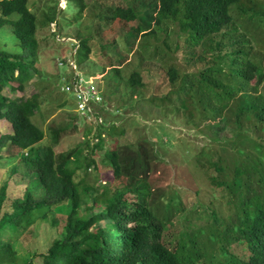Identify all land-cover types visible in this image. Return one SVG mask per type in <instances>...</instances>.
Returning a JSON list of instances; mask_svg holds the SVG:
<instances>
[{
    "label": "trees",
    "instance_id": "obj_1",
    "mask_svg": "<svg viewBox=\"0 0 264 264\" xmlns=\"http://www.w3.org/2000/svg\"><path fill=\"white\" fill-rule=\"evenodd\" d=\"M152 2L154 13L144 16L130 6L108 8L98 23L93 21L97 23L96 29L87 30L78 40L79 57L91 59L89 44L97 42L104 50L98 58L104 62V71L112 70L119 75L105 52L106 29L115 22L121 25L133 22L128 34L146 37L153 35V28L165 21L177 23L185 37L178 46L182 60L192 67L197 64L204 67L197 71L198 85H214L215 96L221 102L217 111L221 115L234 100L236 105L231 113L235 117V136L241 134V143L253 152L246 153L242 146L239 166H230L228 171L226 164V177L218 165L204 168L211 178L210 184L221 188L222 192H217L226 193L228 202L230 195H238V190L232 188L233 181L241 179L238 189L245 196L241 195L242 203L236 208V225L211 231L207 238H200L203 232L197 235L180 231L174 241L166 244L163 237L177 194L171 188L173 173L170 171L169 176L166 173L161 179L148 164L147 152H142L145 161L138 166L135 151L130 158L124 150L105 151L104 160L113 173L110 183L94 188L84 185L82 179L77 181V171L83 169L86 173L94 160L86 158L82 147L56 154L52 145L41 146L46 133L32 120L41 107L39 93L28 98H10L4 94L7 87L22 92L31 81L42 80L44 75L39 66L38 20L29 1L0 0V121L10 128L9 133L0 130V166L3 161L5 166L7 162H15L7 168L8 177L0 185V264H33L37 257L41 259L39 264H264V96L256 93L264 80V61H254L253 41L248 40L246 31L230 15V10L236 8L238 16L251 22L256 19L258 27H263L264 8L255 0H244V4L241 0ZM46 6L42 23L48 27L57 24L60 11L57 1ZM85 9V0H65L64 11L73 12V24L80 23ZM5 27L11 29L10 35L1 40ZM51 35L59 36L56 30ZM257 43L264 49V41ZM110 45L113 47L112 42ZM162 77L159 86L166 88L173 86L177 74L171 67L163 71ZM189 81L193 83L194 79ZM14 83L16 86L12 87ZM126 85L133 89L142 87L140 74L131 73ZM188 87L193 86L185 84L182 92ZM100 104L95 110L103 117ZM64 107L65 102L58 106ZM74 121L76 118L69 126L72 132L76 129ZM109 123L117 125L113 121ZM68 130L52 124L47 137L58 143ZM97 137L99 140L90 150L92 156L103 149L101 134ZM254 175L259 193H254L245 182ZM157 180H163L164 184L153 188L152 183ZM156 187L159 188L154 191ZM214 220L217 222L216 217ZM41 222L55 230V237L40 255L20 257L14 248L17 239ZM233 245L242 253L230 250Z\"/></svg>",
    "mask_w": 264,
    "mask_h": 264
},
{
    "label": "rangeland",
    "instance_id": "obj_2",
    "mask_svg": "<svg viewBox=\"0 0 264 264\" xmlns=\"http://www.w3.org/2000/svg\"><path fill=\"white\" fill-rule=\"evenodd\" d=\"M28 1L38 20L36 37L40 46L39 66L44 79H34L22 92L10 91L7 87L4 94L10 98H28L39 93L41 107L32 120L46 133L41 146L52 145L56 154L82 147L84 155L87 159L91 157L94 165H90L86 173L83 169L78 170L76 180L82 179L84 185L94 188L110 183L113 176L108 162L104 160L105 151L117 150L120 153L124 150L129 158L135 151L138 153L136 159L138 166L143 165L145 161L142 152H147L148 164L161 179H164L166 173L168 176L170 171L173 173L171 188L176 190L177 194L174 196L175 206L167 225L168 230L163 237L166 244L174 241L180 231L194 232L197 235L203 232L204 236L200 238H207L211 231L224 230L236 225V208L242 203L241 195L245 196V192L238 189L241 179L233 181L232 188L238 190V195H230L231 201L228 202L226 193H219L222 189L210 184L211 178L206 175L204 168L211 164L218 165L223 168L226 177L230 166L233 168L239 166L242 146L246 153L253 152L241 143V134L235 136L233 126L235 117L231 113L236 105L234 100L230 101L228 109L222 112L226 118L224 120L217 111L221 102L215 96L214 85H198L200 77L197 71L204 67L200 64L192 67L182 60L183 54L178 46L185 37L179 32L177 23L165 21L153 28V35L146 37L128 34L130 25H134L133 22L126 25L115 22L106 29L105 52L112 60V67L118 69L117 75L112 70L104 71V62L98 60L104 54V50L97 42L89 44L92 51L91 59L81 60L77 50L78 40L87 33V30L93 32L96 29L97 23L103 14L107 13L108 8L118 5L130 6L144 16L154 13L152 0H85L86 9L79 24H73L71 21L73 12L64 11L65 0ZM56 1L57 9L60 11L57 15V24L43 26L42 14L47 8L46 5L53 6ZM241 2L244 4V0ZM255 2L264 8V0ZM230 15L239 27L246 31L244 32L248 40L253 41L251 55L254 61H264V49L257 43L264 41V26L258 27L256 19L251 22L247 17L238 16L236 8L230 10ZM94 20L96 24H93ZM65 22L68 26L62 28ZM241 29L240 32H243ZM10 30L5 27L1 40L9 37ZM54 30L59 36L51 35ZM73 67L82 79L84 88L93 86L102 97L100 108L104 111L102 117L104 127L96 126L93 118L79 116L72 95L60 91L58 86L63 83V78L72 74ZM171 67L177 74L175 83L173 86H165L166 88L159 86L163 71ZM222 69L226 71L225 64L222 65ZM133 72L140 74L142 87L133 89L126 85ZM188 79H194L195 84L191 81L187 83ZM190 83L193 87H188L182 92L184 85ZM254 83L255 80L251 84ZM11 85L16 86L15 83ZM256 93L264 96V80L257 87ZM61 102H65L62 109L58 108ZM96 108L95 106L94 110ZM75 118L76 129L72 132L69 126ZM109 121L115 122L116 127L110 125ZM52 124L69 129L58 143L47 137ZM0 130L9 133V125L0 121ZM99 134L103 139V149L97 150L92 156L90 150L99 140L97 137ZM13 164L7 162L5 166V161L2 162L0 185L8 177L7 168ZM226 164L228 171H224ZM211 172L215 176L218 175L215 169L211 168ZM255 175L247 177L245 182L254 193H259ZM225 177L221 174L222 179ZM114 184L116 182L111 185ZM163 184V180H157L152 183V187ZM158 188L156 187L154 191ZM214 217L217 218V222ZM55 233L46 222L38 223L19 236L14 248L20 257L40 255L45 252ZM236 246H231L230 250L242 253ZM40 261L41 259L37 257L33 259V264H39Z\"/></svg>",
    "mask_w": 264,
    "mask_h": 264
},
{
    "label": "built area",
    "instance_id": "obj_3",
    "mask_svg": "<svg viewBox=\"0 0 264 264\" xmlns=\"http://www.w3.org/2000/svg\"><path fill=\"white\" fill-rule=\"evenodd\" d=\"M59 65H61V63H59ZM71 71L72 74L69 77L62 79L63 83L59 86L60 91L63 93H69L74 97L73 100L79 116L87 119L93 118L96 126L101 125L103 123V118L96 110H94V107L101 102V96L98 95L93 86L84 88L82 79L79 77V74L74 67Z\"/></svg>",
    "mask_w": 264,
    "mask_h": 264
},
{
    "label": "clouds",
    "instance_id": "obj_4",
    "mask_svg": "<svg viewBox=\"0 0 264 264\" xmlns=\"http://www.w3.org/2000/svg\"><path fill=\"white\" fill-rule=\"evenodd\" d=\"M75 49H76V47H75Z\"/></svg>",
    "mask_w": 264,
    "mask_h": 264
}]
</instances>
